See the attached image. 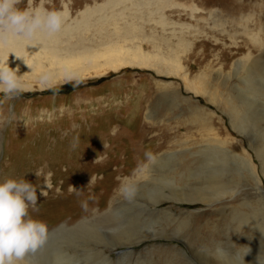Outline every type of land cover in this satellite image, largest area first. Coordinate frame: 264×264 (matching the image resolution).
Masks as SVG:
<instances>
[{
    "label": "rangeland",
    "instance_id": "1",
    "mask_svg": "<svg viewBox=\"0 0 264 264\" xmlns=\"http://www.w3.org/2000/svg\"><path fill=\"white\" fill-rule=\"evenodd\" d=\"M104 1L22 0L19 7L67 12L64 22L77 18L86 7H95L90 29L78 30L71 37L83 36L85 41L112 32L124 10L128 20L142 24L139 36L154 38L153 42L146 39L143 48L154 52L153 43L157 44L160 61L156 64L164 59L168 67L162 63L152 70L128 67L101 77L65 80L46 89L37 88L36 80H24V85L36 89L14 99L0 93V182L23 178L34 185L39 211L30 207L29 215L53 229L61 223L73 224L99 208L113 210L115 201L123 198L120 192L127 177L140 172L152 156L183 150L176 142L199 144L217 136L232 153L186 154L177 168L181 172L195 169L208 188L228 184L235 189L232 198L217 202L215 208L204 203L173 204L169 206L173 215L183 210L181 219L184 212H190V223L184 230L178 218L173 224L163 217L167 230H182L177 232L182 239L152 237L137 243L135 253L127 259L120 255L121 246L107 255L112 258L108 264H186V260L192 264L190 258L198 251L202 263L198 260L197 264H216L220 260L214 244L223 242L226 253L246 240L252 243L256 223L250 219L264 214L255 194L259 190H254L257 187L250 176L253 172L264 193V0H162L166 5L161 9L156 0H126L110 7L104 6ZM66 36H59V47L65 46ZM3 50L0 59L7 56ZM171 55L178 60V68L171 67L174 71L166 61ZM253 61L258 67L248 74L247 66ZM39 75L38 79L46 78L48 71ZM232 104L240 109L236 118L231 114ZM236 119L246 131L240 132L233 125ZM207 171L217 179L206 180L203 173ZM239 188H245L248 199L237 194ZM77 202H88L87 208L70 211ZM168 205L163 203L156 209ZM154 227L159 228V224ZM183 238L197 251L188 250ZM54 243L60 246L67 241L57 234L48 235L39 252L30 254L33 263L57 264L50 250ZM70 247L73 245L64 248ZM59 251L60 247L57 254Z\"/></svg>",
    "mask_w": 264,
    "mask_h": 264
},
{
    "label": "bare ground",
    "instance_id": "2",
    "mask_svg": "<svg viewBox=\"0 0 264 264\" xmlns=\"http://www.w3.org/2000/svg\"><path fill=\"white\" fill-rule=\"evenodd\" d=\"M125 1L126 0H105L103 3L104 6L110 7L116 4H123ZM156 5L161 9L166 4L162 0H156ZM95 11V7H86L78 12L77 18L73 19L71 22H64L62 29L58 33L53 36L38 34L37 40L31 43H24L23 41L29 40L25 37L23 39L22 36L8 35L6 39L0 43V49H4L3 52L6 53L7 60L5 58L0 59V61H7V65L10 69H18L16 75L20 77L21 81L36 80L38 83L36 87L39 89L49 88L65 80L101 77L109 74V72H116L128 67L152 70L151 68L155 69L154 67L160 66L161 63L164 64V59L158 65L156 64L157 60L160 61V58L157 56L159 48L157 44L154 45L153 43L154 52L146 51L142 46V43L146 39L153 42L154 38L150 36V38L145 39V37L139 36L142 32V24H140V22L128 20L123 14L124 10L118 14L120 22L118 21L113 25L112 32L86 41L83 36L72 40L71 37L74 32L77 33L76 31L79 30V32L82 33L90 29V25L94 22L91 21V18L96 14ZM62 13L65 20L67 12ZM103 17L104 16H100L98 18L101 19ZM96 22L100 23L102 20H96ZM98 33L100 34V32ZM62 34L67 35L65 46L59 47L58 44L61 42L59 36ZM179 41L183 43L182 40ZM69 42H73L71 46L68 44ZM178 54L179 53H177V55ZM170 57L167 58L166 61L170 64V70L174 71L175 68H178V60L176 61L172 55ZM163 66L168 67L165 64ZM238 66L239 64L237 63V68ZM171 67L174 69L172 70ZM256 67H258V62L256 61L249 64L247 66L248 74L255 72ZM237 68L235 69V74H237ZM41 71L42 74L48 71V77L38 79L37 76H40L39 73ZM185 76L186 74L183 73L182 78L184 79ZM25 87L27 90L36 89L33 85H25ZM239 110L237 105L232 104V117L236 118ZM194 119L198 121V117ZM233 125L240 132L246 131V128L241 123L237 122V119L233 122ZM176 144L183 150L179 152H165L152 156L145 161L140 172H136L132 178L127 177L125 184L121 187L122 192H120L123 194V198L115 201L116 203H114L115 207L113 206V210L112 208H99L97 210L98 212L96 211L93 214L87 213V215L81 217L73 224H71L70 221L65 224L61 223V221V224L55 228H48V235L57 234L62 238V241H67V244L60 243L59 246L57 245L58 243H54L53 246H50L52 256L54 257L53 261L57 262V264L60 263L59 260H64L65 263L74 261L79 264H108L112 260L111 257L107 256L108 252L109 250H112V253L115 252L116 246L123 247L120 255L127 259L135 253L137 243L147 242L148 240H152V237L175 238V236H177V238H179L181 236H179L177 232H181L189 225L190 212H184V214H182L184 215L183 219H181L179 214H181L183 210L179 211L178 216L177 213L173 215L172 213H174V211H172L169 206L173 204L175 206L176 203H204L209 207L212 206L215 208L217 207V202L221 203L226 199L229 200L232 198L235 189L229 188L228 184L221 182L220 188H208L206 182L200 177H197L195 169L186 168V172H181L179 168H177V165L186 154L190 156L196 154H203L205 156H228L229 153L232 152L227 150L224 139H219L217 136H214L201 140L199 144L196 142H176L175 145ZM62 161L64 162V160ZM58 162L59 161L56 163L59 164ZM203 176L206 180L217 179L215 175L209 171L203 173ZM250 176L254 185L257 187L254 190H259L255 192V194L261 200L260 205L264 211V193L258 187V181L253 175V172H251ZM71 194L75 195L77 193L73 192ZM237 194L248 199V193L245 188H239ZM117 195L118 194H116V196ZM163 203H168L169 205L161 209H156L157 205ZM80 207L81 203L77 202L71 205L70 211L73 210L74 213H77V209ZM253 211L255 214L259 213L257 212L258 210ZM246 215L247 213L243 216ZM163 217L173 224L176 222V218H178L182 225V230L178 231L179 229L176 230L175 228L176 231L167 230V221L163 220ZM50 218L52 219L51 216ZM149 220H151V224H149ZM164 222H166L165 225L163 224ZM250 222L256 223L254 227L252 226V228L256 229L255 233L252 232L254 233L252 235L254 237L252 243L246 240L243 242V246L240 245L237 247L238 249L229 250L226 251V253L224 248L221 247L223 242L215 243L213 250L218 254L216 258L220 260L217 263L215 260L216 264H264V214L261 218L250 219ZM155 224H159V228L154 227ZM246 238H249L248 234ZM249 239L251 240V236ZM183 240L187 244L186 247H188V250L191 251L192 248L195 247L193 243L190 244L188 242V239L183 238ZM72 245L73 247L72 249L70 247V250L64 248L65 246ZM59 247L60 251L57 254V249ZM198 253V251L197 253L195 252L193 258H190L192 264H197L198 260L201 262ZM42 257L43 254L40 257L41 262ZM210 259L214 260L212 258ZM33 262H35V260L32 259L29 254L26 257V264H38ZM185 263L187 264V260Z\"/></svg>",
    "mask_w": 264,
    "mask_h": 264
},
{
    "label": "clouds",
    "instance_id": "3",
    "mask_svg": "<svg viewBox=\"0 0 264 264\" xmlns=\"http://www.w3.org/2000/svg\"><path fill=\"white\" fill-rule=\"evenodd\" d=\"M21 2L0 0V43L8 35L33 39L38 34L53 36L62 29V12L21 8ZM16 71L8 67L7 61H0V93L6 99H14L27 90ZM37 205V189L23 178L0 182V264H26V257L45 245L47 225L29 215L30 207L39 211ZM81 207L86 209L87 203L82 202Z\"/></svg>",
    "mask_w": 264,
    "mask_h": 264
}]
</instances>
